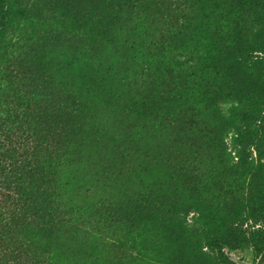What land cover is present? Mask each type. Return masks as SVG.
Here are the masks:
<instances>
[{
    "label": "trees",
    "instance_id": "1",
    "mask_svg": "<svg viewBox=\"0 0 264 264\" xmlns=\"http://www.w3.org/2000/svg\"><path fill=\"white\" fill-rule=\"evenodd\" d=\"M199 1L108 0L94 31L71 39L58 33L57 48L43 63L48 73L36 62L19 82L17 65L27 66L25 58L32 55L34 35L26 24L37 18L36 12L50 10L60 16V11L66 12L65 21L71 25L66 29L84 32L86 24L73 20L74 0H0V135L12 143L11 150L0 152V264L93 263L98 239L91 237L92 227L81 220L72 197L86 194L91 186L78 173L83 161L77 145L84 138L98 139L104 131L103 119L84 120L83 110L99 95L107 113L125 102L123 88L134 85L139 92L132 105L137 122L131 135L149 133L152 121L175 129L176 136L189 135L171 105L185 94L184 81L194 74H217V87L208 102L228 120L225 127L234 131L236 171L224 164L233 174L231 183L226 189L215 183L202 192L193 173L179 166L174 186L181 189L173 196L148 197L141 212L107 207L112 213L104 222L116 221L138 236V228L152 227L154 240L179 242L182 254L174 264H234L224 249L239 248L246 240L264 245V231L249 225L258 218L264 221V69L260 66L264 46L253 47L249 39L255 32L264 33V0H254L263 12L255 23L245 19L249 0L225 1L230 10L239 12L240 24H259L261 30L252 32L240 25L233 26L224 41L192 36L185 44L169 43L173 29L197 30L193 21H201ZM230 14L225 6L221 20L228 21ZM81 58L92 76L72 83L62 72L63 62ZM113 58L120 60L119 68L108 65ZM206 86L210 88L209 83ZM222 89L224 97H219L216 93ZM222 99H227L228 108L218 106ZM125 134L126 130L118 131L114 137ZM14 135L18 142L12 141ZM200 137L213 138L207 129ZM131 142L130 137L121 141L126 147ZM193 147L202 152L197 142ZM240 179L247 180L246 187L240 188ZM190 212L198 215L192 227L187 224Z\"/></svg>",
    "mask_w": 264,
    "mask_h": 264
},
{
    "label": "rangeland",
    "instance_id": "2",
    "mask_svg": "<svg viewBox=\"0 0 264 264\" xmlns=\"http://www.w3.org/2000/svg\"><path fill=\"white\" fill-rule=\"evenodd\" d=\"M107 1L74 0L76 14L73 20L82 25L86 24V34L85 31H79L76 27L66 29L71 26L65 21L69 17L66 12L60 11L62 16L50 10H44L42 14L36 12L37 18H34L32 23L29 21L26 24V30L34 35L32 55L25 58L27 66L20 68L16 64L19 70V82L27 76L28 68L36 62L40 63L44 73H48L43 63L49 59L50 54L52 56L54 48L56 50L55 36L58 33H61L62 37L66 36L71 39L83 38L89 34V31H94L101 23L102 7ZM225 1L200 0L197 5V15L201 21L196 18L193 21L198 26L197 30L190 33L182 29H173L168 37L169 43L185 44V41L192 36L199 39L208 37L212 41H224L225 35L231 33L233 26L240 27V25L252 32L261 30L262 26L252 24L255 23V18L256 21L258 19L260 21L263 16V12L257 8L254 0L245 3V8L248 10L245 12V19L249 21L252 19L253 22L245 21L244 24H240L239 12L230 10ZM232 2L239 4V1L232 0ZM225 6L232 13L226 22L221 20ZM108 13L112 15V12ZM204 15L206 16L202 19ZM255 33L249 37L250 45L261 48L264 46V33ZM31 49L24 48L26 51ZM261 57L260 66L264 69V54H261ZM10 60L13 61L12 58ZM108 65L119 68L120 60L113 58ZM89 70L87 61L82 58L75 62L65 61L62 65L63 74L72 80V83L91 77ZM216 75L196 76L194 74L190 76L183 84L185 94L177 103L171 105L179 119L186 125L189 135L176 136L175 129L154 121L148 124L149 133L131 135L134 134L133 125L137 122L133 115L132 105L137 99L134 98L136 92H139L134 85L123 88L126 91L125 102L118 107L109 108L107 113H105L106 107H102L101 96L96 95L93 105L83 110L85 117L83 113L80 114L84 120L91 118L98 122L103 119L101 129L104 131L98 139L84 138L77 145V155L83 161L80 163L78 173L81 178L85 177L84 180L89 181L91 186L89 192L74 196L72 200L74 207L79 209L81 220L92 227L91 237L98 239L96 259L91 264H174L175 259L182 254L179 242L168 239L154 240L151 237L154 230L152 227L146 231L138 228L141 232V236H138L135 232L129 233L126 227L124 228L116 221L105 223L104 220L108 219L109 213H112L107 207H122L131 213L141 212L146 206L144 204L148 197H152L149 199L152 200L173 196L176 189H181L174 186L179 166H185L193 173L196 187L202 192L209 190L215 183H219L224 189L231 183L233 174L224 168V164H228L236 171L234 131L232 128L225 127L224 124L228 120L224 119L223 114L219 116L216 108L210 107L208 102L212 96V89L217 87ZM206 83H209L210 88L206 86ZM216 94L224 97L225 91L222 89ZM60 101L64 102V98L61 97ZM226 101L227 99H222L218 106L228 108L230 104ZM151 111L155 112V109ZM75 114L79 115L78 112ZM203 129H207L213 136L212 139L209 138L211 140L200 137ZM125 130V136L114 137L115 132L119 131L122 134ZM222 133L223 137H221ZM129 137L132 142L126 147L121 141L129 140ZM177 137L182 139L181 143H175L174 140ZM187 137L196 139L194 142L199 144L201 153L195 152L194 142L185 143ZM216 139H221V141L216 143ZM12 141L18 142V137L12 136ZM11 144L0 135V152L11 150ZM220 155H223L224 159H221ZM15 158H18V155ZM238 183H240V188H244L247 180L240 179ZM67 193L70 195L71 192ZM197 216L196 212H190L187 224L192 227ZM249 225H256L254 228L264 231V221L260 218L256 223L250 221ZM224 253L234 264H264V245L258 244L255 240H246L236 249H224Z\"/></svg>",
    "mask_w": 264,
    "mask_h": 264
}]
</instances>
